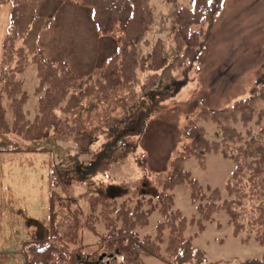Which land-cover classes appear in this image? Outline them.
Returning a JSON list of instances; mask_svg holds the SVG:
<instances>
[{
    "label": "rangeland",
    "instance_id": "obj_1",
    "mask_svg": "<svg viewBox=\"0 0 264 264\" xmlns=\"http://www.w3.org/2000/svg\"><path fill=\"white\" fill-rule=\"evenodd\" d=\"M64 1L0 0V63L4 60L3 46L12 8L25 20L24 27L33 26L34 31L23 38L20 33L11 36L14 42L4 52L6 62L3 68L2 63L0 64V70L7 72L20 69L21 73L16 75V78L22 82V90L30 94L38 89L40 95L45 96L48 87L37 76L38 65L45 68L46 64L62 63L71 79H75V83H71L72 91L75 88L80 90L79 87L88 89L87 85L92 82V77L112 65V60L116 63L123 62L124 50L121 48L123 46L126 49L131 43L134 45L131 52L135 53L137 60L148 58L154 51L157 69L165 68L168 73L165 75L160 71L156 72L165 84H169H163L162 88L157 89L154 85L158 78L153 72L136 70L141 82L146 84L145 92L150 95L156 92V102H162L165 98L170 100L159 104L157 115L152 120H147L142 134L128 140V156L111 169L108 168L105 179L96 178L91 189L80 181V164L85 166L91 157H80L79 168L74 170L71 157L78 152V148L71 137L50 135L44 140L27 141L19 148L22 152L1 156L0 160L6 159L4 163L8 166H0V211L3 210L8 217L7 221L3 222L0 212V254H13L21 249L26 237L23 226L26 216L36 220L47 218L50 194L48 174L53 170L51 173L54 176L50 177V182L57 200L52 201L53 216H56L53 226L48 222L40 228L32 225L27 246L29 261L45 262L37 255L38 237L45 229L52 235L54 228L60 232L63 228L65 234L57 252L64 256L59 259L53 257V261L48 264H75L77 258L73 252L81 255L91 252L90 254L98 258L103 253L98 249L99 240L106 234L103 232L101 212H108V208H104L101 202L96 214L91 205L89 206V203L94 204L91 202L92 198H84L94 195L109 199L111 188L118 187L120 197L116 198L114 206L127 204L134 208L141 203L144 210H147V205L153 200H139L156 198L158 193L164 190L173 174L169 165L171 158L176 152L177 144L186 142L184 132L193 119L196 118L205 128V134L210 140H220L219 126L204 119V112L215 111L249 97L264 77V0H225L223 10L214 23L203 21L204 23L196 24L191 29L180 28L178 16L183 7H186L183 16L190 15V9L195 6L192 0H149L153 13L148 31L144 34L136 32L141 24L140 20H136L126 36L116 32L111 36H103L98 33L95 20L91 18L88 9H84L81 4L79 6L77 3ZM200 11L202 12V9ZM185 36H191L194 43L198 41V46H188L184 41ZM190 51L201 53L197 63H191L188 59ZM19 54L22 56L19 57ZM14 55L12 64L7 66L8 60ZM25 59L29 62L26 67ZM168 62L173 69L166 67ZM148 74L149 78L146 79ZM58 75L57 78L63 77L62 73ZM181 82L185 85L176 92L174 86ZM5 83L9 81L3 82L0 87L4 88ZM65 83L63 81L62 85ZM97 84L101 94L109 100L107 107L110 110L121 103L127 91L125 83L118 86L112 82L100 84L98 81ZM11 88L15 90L14 87ZM166 88L172 92H168ZM6 89L8 90L0 89V109L3 111L2 115L0 114V125L6 123V120L13 122V114L16 111L14 92ZM133 90L134 99L132 101L129 96L130 103L141 102L147 105L148 99L144 98L142 90ZM36 99L37 96H34L28 101V120L34 119L37 114ZM125 112L126 109L117 116L118 119L113 116L106 117H110L111 121L116 119L115 123H119ZM25 129L27 132L23 131V134H27V137L35 133L33 126H26ZM7 137L16 139L14 134ZM2 142L1 140L0 144ZM3 150L7 149L3 147L0 151ZM186 170L203 187L205 193L209 194L208 188L218 189L225 197L227 181L234 170V164L231 159L220 153H210L204 168L195 158H190L186 162ZM122 191L126 192L122 195ZM173 195L174 208L188 220H195L185 234L195 247L205 252L207 264H245L253 259H262L264 245L256 240L255 232L246 231L240 234L233 231L225 211L217 212L212 221L203 220L204 226L200 228L198 220L201 215L197 211V204L192 200V188L188 182L176 186ZM67 198L70 201H66ZM71 198L78 201H71ZM156 211L162 215L159 209ZM158 212H154L148 226L140 230L141 235H154L156 230L155 235H159L157 227L164 220ZM92 216L101 219L94 222ZM164 229L168 242L170 230L166 229V226ZM18 262L13 260L12 264ZM119 262L112 261L110 264ZM1 263L7 264L3 261ZM103 263H107L106 260ZM140 263L143 264V259ZM146 264L167 263L147 258Z\"/></svg>",
    "mask_w": 264,
    "mask_h": 264
},
{
    "label": "trees",
    "instance_id": "obj_2",
    "mask_svg": "<svg viewBox=\"0 0 264 264\" xmlns=\"http://www.w3.org/2000/svg\"><path fill=\"white\" fill-rule=\"evenodd\" d=\"M192 1L195 6L192 10L190 9L188 17L183 16L185 9L179 13L180 28L191 29L192 26L203 21L214 23L224 3V0ZM64 2L79 3L89 8L98 31L104 36L112 35L115 32L123 33V36H126L136 20H140L141 24L135 31L144 34L152 22L153 11L149 6V0H65ZM32 22L36 21L32 20ZM24 23L25 20H22L14 9L7 36L9 38L5 42V52L7 47L14 42V38L11 36L20 33L23 38L26 34L29 36L34 32L33 26L25 28ZM38 26L37 30H39ZM184 41L188 46H198V41L194 43L191 36H185ZM133 47L134 45L131 43L126 49L122 46L121 50H124L123 62L117 61L116 63L112 60V65L110 64L102 72L92 77L90 80L92 82L87 85L88 89L79 87L80 90L75 88L72 91L71 83H75V79H71L62 63L48 62L50 64H46L45 68L37 64L39 77L48 89L45 96L39 97L37 114L32 120L27 119L29 114L25 107L29 93L22 90V82L16 78V75L21 73L20 69L7 72L1 69L0 84L7 80L9 83H5L4 88L0 87V89L7 91L6 88H9L14 92L16 111L13 114V122L6 120V123L0 125V139L4 142L0 144V150L5 147L8 151L18 153L21 144L27 141L42 140L50 135L71 137L78 148V152L71 157L74 170L79 168L78 159L80 157H91L85 166L80 164V181L86 187L91 188L95 185L96 178L103 177L105 179L108 168L111 169L128 156L130 152L128 140L142 134L147 120L156 115L158 107L163 101H166V98L162 102L154 101L156 92L152 95L145 92L146 84L141 82L136 73V70H142L145 73L153 72L158 78V81L153 78L156 80L154 86L159 89L163 87V84L164 86L169 85L165 84V81L156 74L157 71H160L167 75L165 68L157 69L154 51L148 58L137 60L135 53L131 52ZM200 54L199 51H190L188 59L191 63H195ZM20 55L18 56L20 57ZM14 57L15 55L10 61L8 60L7 66L12 64ZM3 58L2 68L6 62L5 57ZM44 59L46 60L45 57ZM25 60L24 67L29 63L28 59ZM172 65L176 67L175 64ZM166 67L169 70L170 67L173 69L169 62ZM59 73H62L63 77L57 78ZM145 77L148 79L149 74ZM63 81L66 82L65 85H62ZM98 81L100 84L112 82L118 86H123L125 83L127 91L119 105L111 107V110L107 107L109 100L101 94ZM94 85L96 86L93 87ZM184 85L185 83L182 82L175 84L176 92ZM11 87H14L15 90ZM135 88L142 90L144 98L148 99L147 105L141 102L133 103L134 105L130 103L129 96L133 101L135 94L133 89ZM166 89L168 92H172L168 88ZM38 94H40L39 90ZM142 106L144 107L142 108ZM124 109H126L125 116L119 119V123H115L116 119L111 121L110 117H106L107 115L118 119L117 116ZM2 113L3 111L0 109V114L2 115ZM203 118L219 126L221 140L217 142L208 140L204 128L200 126L199 122L198 124L192 122L187 126L184 132L186 144L181 147L177 158L171 163L173 174L164 190L158 193L155 199L139 200V202L155 201V204L153 201L151 202L152 205L148 210H144L141 203H138L134 208L127 204L119 205L118 208L114 206L116 198L120 197L118 187L111 188L109 199L92 198L91 202H94L92 209L95 210V213L100 209L101 202L104 208H108V212H101L104 224L103 232L106 234L100 237L98 249L103 253L97 258L90 254L91 252L83 255L73 252L72 254L78 262L75 261V264H110L112 261H120L119 264H141L140 260L143 257H154L167 264H207L205 252L195 247L185 234L186 229L195 223V220H188L174 208L173 189L185 182H189L191 185L192 200L197 204V211L201 215V219L198 220L201 228L203 220L205 222L212 221L217 212L225 211L236 233L254 231L256 240L260 244H264V77L259 81L250 97L236 101L229 108L204 112ZM26 126L29 128L33 126L35 133L29 134L28 137L27 134L25 136L23 131L27 132ZM10 134L16 135V139L7 137ZM210 153H220L231 159L234 164V170L227 181L224 198L218 189H208L210 193L205 194L195 181L190 180V175L185 171V164L190 157L198 160L200 166L204 168L206 156ZM125 192L122 191V195ZM66 201L70 200L67 198ZM71 201L78 200L71 198ZM158 209L162 213L164 222H160L161 224L158 225L157 239L154 240L149 234L144 237L140 236L137 230L146 227L152 212ZM92 218L94 222L100 220L99 217L92 216ZM191 221L192 223H190ZM165 226L170 230L167 236L168 242L164 235ZM54 232V243H61L62 232L55 228ZM40 238L37 244V255H40L39 259H43L46 263L30 261L28 264H48L49 261H53L54 256L58 259L64 256L57 250L48 248L46 241H43L45 236ZM115 257L116 260L113 259ZM104 260L107 263H103ZM245 264H264V257L262 260H252Z\"/></svg>",
    "mask_w": 264,
    "mask_h": 264
}]
</instances>
